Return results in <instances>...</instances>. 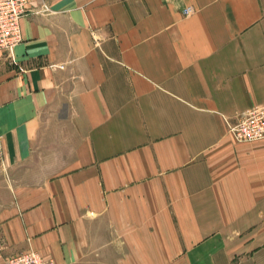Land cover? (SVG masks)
Wrapping results in <instances>:
<instances>
[{"label": "crops", "instance_id": "obj_1", "mask_svg": "<svg viewBox=\"0 0 264 264\" xmlns=\"http://www.w3.org/2000/svg\"><path fill=\"white\" fill-rule=\"evenodd\" d=\"M20 26L0 264H264V138L226 124L264 106V0H27Z\"/></svg>", "mask_w": 264, "mask_h": 264}, {"label": "built area", "instance_id": "obj_2", "mask_svg": "<svg viewBox=\"0 0 264 264\" xmlns=\"http://www.w3.org/2000/svg\"><path fill=\"white\" fill-rule=\"evenodd\" d=\"M46 10V6H44ZM27 0H0V50H11L21 41L20 20L26 14ZM186 7L184 13H190ZM228 132L239 142L264 138V106H256L242 112L236 122H226ZM2 264H55L52 259H43L32 250L8 257Z\"/></svg>", "mask_w": 264, "mask_h": 264}]
</instances>
